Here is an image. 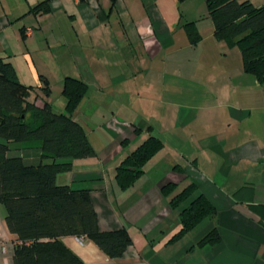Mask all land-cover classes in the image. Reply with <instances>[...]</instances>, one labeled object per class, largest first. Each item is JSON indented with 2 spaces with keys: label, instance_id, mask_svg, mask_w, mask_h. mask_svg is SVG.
Masks as SVG:
<instances>
[{
  "label": "crops",
  "instance_id": "obj_1",
  "mask_svg": "<svg viewBox=\"0 0 264 264\" xmlns=\"http://www.w3.org/2000/svg\"><path fill=\"white\" fill-rule=\"evenodd\" d=\"M205 1L0 0V58L34 88L31 101L64 112L65 78L88 86L73 118L96 155L74 160L56 182L94 185L99 230L125 227L133 244L114 260L87 238H61L84 264H264L253 209L264 205V84L243 71L238 48L214 37ZM190 22L196 45L182 26ZM149 135L163 148L120 190L116 167ZM168 182L173 194L194 183L217 211L175 243L180 220L161 194ZM214 227L219 243L198 246ZM17 243L0 206V264H13Z\"/></svg>",
  "mask_w": 264,
  "mask_h": 264
},
{
  "label": "trees",
  "instance_id": "obj_2",
  "mask_svg": "<svg viewBox=\"0 0 264 264\" xmlns=\"http://www.w3.org/2000/svg\"><path fill=\"white\" fill-rule=\"evenodd\" d=\"M115 2L111 0V7ZM205 5L214 25V37L238 48L243 71L264 84V5L257 7L250 0H206ZM39 6L32 11H38ZM182 26L192 45L201 41L194 22ZM41 81L43 94L50 96L48 81L43 77ZM87 90L83 81L67 77L62 91L64 112L56 111L47 102L38 106L30 100L34 88L21 83L14 66L0 58V206L7 229L18 240L13 264H84L62 242L65 236L87 238L114 260L120 259L133 244L125 227L109 232L99 230L90 198L94 185L56 182L59 174L73 169L74 160L96 155L85 130L73 118ZM135 134H139L138 129ZM162 148V141L149 135L128 154L115 169L119 189L131 188ZM174 169L179 170L177 166ZM101 186L98 183L97 189ZM176 188L173 182L161 188L181 224L169 243L179 241L217 213L194 183L173 194ZM253 209L264 224V205ZM219 241L218 229L214 227L197 245H216Z\"/></svg>",
  "mask_w": 264,
  "mask_h": 264
},
{
  "label": "rangeland",
  "instance_id": "obj_3",
  "mask_svg": "<svg viewBox=\"0 0 264 264\" xmlns=\"http://www.w3.org/2000/svg\"><path fill=\"white\" fill-rule=\"evenodd\" d=\"M58 103V102H57Z\"/></svg>",
  "mask_w": 264,
  "mask_h": 264
}]
</instances>
